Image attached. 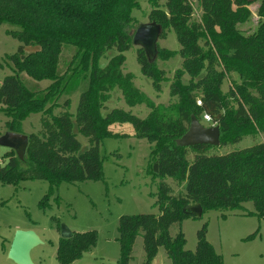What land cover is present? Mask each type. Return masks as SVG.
<instances>
[{"label": "trees", "instance_id": "16d2710c", "mask_svg": "<svg viewBox=\"0 0 264 264\" xmlns=\"http://www.w3.org/2000/svg\"><path fill=\"white\" fill-rule=\"evenodd\" d=\"M195 1L201 12L198 21L193 19L192 0H166V10L158 8L157 0H147L153 5L152 22L162 28L160 38L165 31L172 30L180 46L182 69L175 78L181 73L197 78L187 85L179 81L172 85L171 94L178 97V107L174 118H165L135 87L133 74L122 72L123 52L132 45L131 11L140 0H0V26L8 23L18 27L7 33L21 44L16 53L6 57L14 74L0 84V112L10 118L5 123L6 131L20 134L26 118L42 114L40 131L27 135L24 159L20 161L12 150L3 157L6 162L0 166L1 183L43 180L58 186L63 182L98 180L104 159L100 153L101 139L134 137L155 142L147 173L153 180H160L155 201L159 214L120 218L119 264L130 263L138 236L143 239L144 264H151L159 248L165 250L171 264H188L189 258L195 264H221L205 244L197 253L188 254L181 230L175 237L170 236L173 225L196 219L184 212L190 204H199L204 213L243 210L242 204L251 202L252 214L264 216V142L223 155H210L211 146L183 148L176 144L187 131L191 117L201 122L205 114L211 118V125L219 126L220 146L239 143L254 125L264 132V48L253 45L238 27L249 20L248 7L252 4L258 3L257 16L264 18V0ZM27 46H37L39 50L27 54ZM64 46L74 47V57L80 58L76 67H68L61 75L58 64ZM157 51L163 60L172 56L159 47ZM106 55L110 56L107 64L102 68L96 66ZM136 59L142 75L160 91L164 72L156 68L155 61L150 63L140 48ZM204 61L206 71L201 74ZM219 61L227 72L237 73L242 79L237 96L232 91L227 95L221 92L224 74L216 71ZM85 71L88 87L80 94L75 115L69 111L70 99L60 105L57 115L48 112L45 106L49 99L62 94L69 82ZM21 74L36 81H51L48 93L41 98L36 96L23 84ZM114 90L121 93L128 107L145 103L151 112L140 119L121 109L107 111L105 104ZM197 100L201 106H197ZM126 124L132 128L131 135L115 132L116 127ZM78 135L87 139L85 151ZM167 178L184 192L173 195V189L163 181ZM95 243V232L61 238L56 251L58 263L72 264Z\"/></svg>", "mask_w": 264, "mask_h": 264}, {"label": "rangeland", "instance_id": "374dc122", "mask_svg": "<svg viewBox=\"0 0 264 264\" xmlns=\"http://www.w3.org/2000/svg\"><path fill=\"white\" fill-rule=\"evenodd\" d=\"M166 0H157V6L165 9ZM193 19L199 20L201 12L197 3L192 0ZM153 5L147 0L140 3L131 11L133 18L132 32L139 24L151 23L150 12ZM251 12L249 20L239 25V30L250 39L255 46L264 48V18L257 16L258 3L248 7ZM18 30V27L5 23L0 26V84L6 76L13 75V66L6 61L8 55L17 52L21 45L18 40L10 36L7 31ZM202 42L200 45L202 46ZM157 46L160 49L171 52L172 56L163 60L156 57L157 69L164 72V79L160 83V91H156L151 81L141 73L137 63V47L131 45L123 52L125 63L122 66L123 73H131L134 76V85L147 98L148 103L158 109L165 118H174L178 107V97L172 95V85L179 81L182 85L196 82L197 78L186 73L175 78L177 72H181L182 58L178 54L180 46L175 33L165 31L159 38ZM37 46H27L25 53L38 51ZM71 46H64L59 59L58 73L64 74L68 67H76L80 55ZM111 55V54H110ZM110 56L101 58L96 66L104 67ZM71 65V66H69ZM222 61L216 67V71L224 74L220 90L223 95L230 91L237 96L242 86V79L236 73L227 72ZM80 70V68H79ZM206 71V62H203L201 74ZM68 75L65 76L67 78ZM20 78L29 91L35 92L38 97L48 93L47 88L51 81H36L25 74ZM65 80H63L64 82ZM60 83L61 89L64 83ZM87 73L82 72L73 78L66 86L62 94L54 99H49L45 109L52 115H57L61 109L60 105L66 99H70V113L75 115L82 91L87 89ZM200 99V98H199ZM1 107V106H0ZM107 111L121 109L131 112L132 115L144 119L151 112L145 104L128 107L118 90L110 94V99L105 104ZM103 114L104 111H103ZM42 114H31L20 126L21 135L38 133L41 129L40 119ZM10 118L0 112V136L5 134V123ZM201 123L211 126V123ZM115 132L132 134V128L126 124L116 127ZM82 151L88 148L87 139L78 135ZM264 142V132H259L257 126L249 128L239 143L213 147L210 155H223L233 151L248 148L257 143ZM155 145L147 140L128 138H104L100 140V153L104 158L101 167V178L81 183H60L51 186L43 180H22L13 184L0 182V264H15L8 258V251L15 232L33 231L41 240L42 244L35 247L31 253L33 264H59L56 251L61 239L60 227L64 225L75 234L95 232L96 243L83 254L82 258L72 264H119L120 242L118 226L120 218L125 215L154 214L159 210L155 206L156 194L160 183L159 179L153 180L147 173V161L151 148ZM10 150L0 147V166L6 160ZM189 161L192 155H188ZM173 189V195L184 192L172 179L163 180ZM46 199V200H45ZM44 201V202H43ZM43 202V205H42ZM41 205L44 207L42 208ZM243 210H221L205 211L201 218L185 219L181 226L173 225L169 229L171 237L181 230L184 234L186 244L184 250L189 254H195L205 244L211 256L219 258L221 264H264V216L259 217L254 213L251 202L242 204ZM132 260L129 264H144L145 254L143 250V239L138 236L132 250ZM188 264H195L191 258ZM151 264H171L165 250L159 248L157 255Z\"/></svg>", "mask_w": 264, "mask_h": 264}, {"label": "water", "instance_id": "95a60500", "mask_svg": "<svg viewBox=\"0 0 264 264\" xmlns=\"http://www.w3.org/2000/svg\"><path fill=\"white\" fill-rule=\"evenodd\" d=\"M162 34V28L155 22L139 24L134 32L131 33V44L144 51L147 60L152 63L157 57V44ZM177 146L189 148L193 146L220 145V129L218 125L205 126L199 119L192 116L187 131L177 140ZM28 146V136L13 132H6L0 136V147L14 151L17 158L22 161L26 155ZM195 218H201L203 209L199 204H190L184 208ZM62 239H71L74 235L67 227H60ZM41 240L33 231L15 232L8 251V258L15 264H33L31 251L41 245Z\"/></svg>", "mask_w": 264, "mask_h": 264}, {"label": "built area", "instance_id": "2783aa9c", "mask_svg": "<svg viewBox=\"0 0 264 264\" xmlns=\"http://www.w3.org/2000/svg\"><path fill=\"white\" fill-rule=\"evenodd\" d=\"M196 104H197V106H201V101L200 100H197L196 101ZM203 120L205 121V122H208V123H210V121H211V118L208 116V115H203Z\"/></svg>", "mask_w": 264, "mask_h": 264}]
</instances>
